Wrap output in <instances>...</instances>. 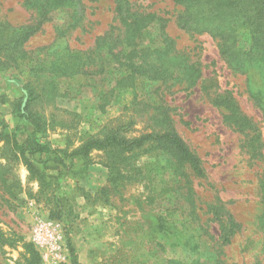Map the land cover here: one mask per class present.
<instances>
[{"label":"rangeland","instance_id":"rangeland-1","mask_svg":"<svg viewBox=\"0 0 264 264\" xmlns=\"http://www.w3.org/2000/svg\"><path fill=\"white\" fill-rule=\"evenodd\" d=\"M257 1L245 10L261 11L259 24L264 3ZM130 4L132 36L112 0H0V264L33 256L38 264H165L190 256L210 264L221 232L215 208L239 224L222 248L229 261L264 264L257 226L264 119L250 97L260 76L248 68L253 62L236 67L256 57L251 29L224 25L230 50L221 54L218 37L181 28L184 5ZM37 24L15 54L3 49L14 29ZM116 37L125 41L105 43ZM128 123L127 136L174 131L205 175L191 176L156 143L76 154ZM235 124L255 132L247 138ZM33 144L52 153L29 155ZM25 160L44 174V185ZM189 191L200 220L190 215Z\"/></svg>","mask_w":264,"mask_h":264},{"label":"trees","instance_id":"trees-1","mask_svg":"<svg viewBox=\"0 0 264 264\" xmlns=\"http://www.w3.org/2000/svg\"><path fill=\"white\" fill-rule=\"evenodd\" d=\"M177 4L184 5V10L180 13L177 21L183 30L205 33L211 35L212 37H218L221 40L220 53L228 54L230 50V46L228 45L226 39L229 37L228 33H222V27L226 24H236L237 22H241L245 27L251 29L253 44L255 43L256 51H255V59L253 61L251 57H246L244 62L237 61L236 67L241 70V68H245V62L250 63L253 62L255 66L248 67L253 70V73L259 74V88L250 92V97L253 100L255 107L260 111L262 118L264 119V42L261 40L264 38V22L262 23H254L256 19L259 21L262 18V15H259L261 11L258 9L253 10L248 13L245 10V6L248 3L253 2V0H173ZM65 2V1H64ZM114 5V12L119 15H126L122 17V23L126 27V32L128 36H132L136 32V24L137 21L134 20V16L129 14L130 11V0H112ZM257 3L263 5L264 0H258ZM207 10L206 12L204 10ZM40 24L31 27H20L16 28L12 32L11 42L5 45H2L3 49L15 54L26 42L27 40L33 36L39 30ZM10 25H2V29L5 30L9 28ZM235 25H233V31L235 30ZM135 29V30H134ZM119 38L116 37L115 40ZM125 41V37L123 39H119L118 42L114 40H105V43L121 45ZM8 58L10 60H14L12 55H9ZM196 72V70H193ZM231 102V101H230ZM235 126L245 133L247 138L250 135H253L255 129L250 131L249 129H245L243 125ZM126 128H122V126L117 127L108 132L101 139H89L85 142L76 154L81 156L82 158H86L87 155L92 151H103L108 149H116L122 152L131 153L135 150L142 148L144 145L148 143H156L166 148L182 165L188 167L191 172V176L196 178L203 177L204 171L202 169L201 161L193 153L189 147L185 144V142L172 130L163 131L160 133H150L145 132L141 133L137 136H127L132 130V123H128ZM243 133V134H244ZM253 136L248 143V146H254L256 142L260 139V135H258L255 139ZM27 153L29 155L41 154L48 155L52 153L50 149L45 145H27ZM13 150H19V155L24 156L25 149L21 146H18L17 143H13ZM261 149L253 153V159L257 157H261ZM263 156V155H262ZM25 166L31 177L37 178L41 185H44L46 180L45 176L38 169L33 167L27 160H25ZM190 197L188 205L191 207L190 215L196 217L197 220H200L198 214H195L197 208L195 207V203L192 202L194 194L189 191ZM260 199L261 204L263 206L259 216L257 217V226L259 231L262 233L261 239V252L264 253V170L263 175L260 179ZM214 211V220L218 223L221 228L220 235L216 239L215 245V258L210 259V264H235L231 263L226 256V253L222 251L223 246H227L231 244V240L233 236L238 232L239 224L232 218V216L221 208H215ZM227 216V218H226ZM221 242V243H220ZM71 255L73 254V248L69 249ZM188 252V251H187ZM195 251H190L189 254H194ZM190 256V255H189ZM115 261V260H114ZM114 261H109L107 263L114 264ZM116 262V261H115ZM207 262V263H206ZM206 262L200 261L199 258L191 259V256L184 261H176L171 260L167 261L165 264H209L208 260ZM28 264H38L37 257L33 256L32 260L28 262ZM73 264H78L75 261ZM137 264H148L146 262L137 263Z\"/></svg>","mask_w":264,"mask_h":264}]
</instances>
